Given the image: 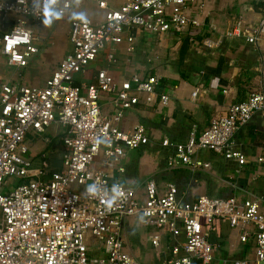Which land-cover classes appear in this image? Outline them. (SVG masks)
<instances>
[{
	"label": "built area",
	"instance_id": "obj_1",
	"mask_svg": "<svg viewBox=\"0 0 264 264\" xmlns=\"http://www.w3.org/2000/svg\"><path fill=\"white\" fill-rule=\"evenodd\" d=\"M71 7L70 0L0 2V14L18 16L12 30L0 35V55L10 66L26 68L39 52L26 17L42 25L45 20L65 17ZM99 7L105 11L103 21L71 22L72 51L43 88L4 84L0 89V264H140L126 251L123 240L124 222L132 216L140 217L141 226L156 230L152 238L156 249L162 245L160 231L168 229L174 238L184 235V241L172 245L161 264L213 263L215 247L204 222L210 225L215 219L241 228L243 242L248 227L253 226L257 264H264V213L258 202L236 196H201L187 202L178 198L175 185L169 184L163 194L154 180L146 183L140 199L136 190L111 178L113 170L124 172L120 163L126 151L150 141L144 125L123 131L117 123L142 97L147 104L155 101L157 76L134 74L117 82L103 69L93 83L75 82L102 53L109 65L118 62V47L124 43L127 53H133L135 29L153 35L191 34L201 29L205 23L193 12L205 13L204 0H125L119 8L100 1ZM248 32L239 21L228 36L257 43L264 36V19L251 35ZM194 36L189 40L194 41ZM204 42L209 47L214 44L208 38ZM103 95L113 96L115 113L111 116L102 111ZM159 99L167 105L170 97L162 93ZM257 113L264 115V93H251L244 102L231 105L226 116L215 119L199 135L193 132L185 143L164 141L163 146L174 149L168 166L200 169L203 164L194 161L199 150L244 164L246 156L237 150L235 136ZM53 125L64 130L63 169L58 172L49 171L48 161L35 168L26 144L30 131L44 133ZM100 156L105 168L96 170L93 165ZM259 162H264V150ZM13 177L21 183L11 190L8 179ZM90 185H95L94 193L88 192ZM89 237L101 243L103 256H95L87 245Z\"/></svg>",
	"mask_w": 264,
	"mask_h": 264
},
{
	"label": "crops",
	"instance_id": "obj_2",
	"mask_svg": "<svg viewBox=\"0 0 264 264\" xmlns=\"http://www.w3.org/2000/svg\"><path fill=\"white\" fill-rule=\"evenodd\" d=\"M70 1L71 9L59 20H50V23L45 20L40 25L32 18L26 19L39 52L24 69L10 66L7 58L0 55L4 58L2 65L5 69L0 68V89L4 84L43 88L72 51L71 22L84 18L103 21L105 11L99 7L100 1L119 8L125 0ZM204 4L205 13L199 14L196 9L193 12L205 23L204 27L191 33L195 35L194 41L189 40V32L153 35L135 29L132 32L135 38L133 53H127V43L120 45L118 62L112 65L102 53L84 73L77 75L75 82L78 85L93 83L97 72L103 69L117 82L134 74L159 78L155 101L147 104L142 97V102L126 111L117 123L123 131H132L138 125L147 129L149 143L140 149L126 151L120 163L123 173L118 170L110 172L113 180L136 190L140 199L144 198L146 183L154 180L163 194L169 184L175 185L178 198L187 202L196 201L201 196H236L240 200L258 202L264 213V162H259L264 150V115L261 113L255 114L235 136L237 150L246 156L244 164L237 159L199 150L194 161L203 164L200 169L168 166L174 149L163 146L164 141L185 143L193 132L199 135L215 119L226 116L231 105L244 102L251 93H264V36L254 44L246 37L228 36V30L239 21L247 26L251 35L264 19V0H204ZM14 15L0 14V35L12 30L18 19ZM207 38L215 45L209 47L204 42ZM162 93L170 97L167 105L160 104L159 95ZM112 100V95L102 97V111L107 116L115 113ZM63 132L62 127L53 125L44 133L30 131L27 134L29 157L35 168L48 161L49 171L63 169ZM103 163L104 158L100 156L93 168L103 169ZM204 223L211 232L210 241L215 247V261L211 264H234L235 261L257 264L256 229L253 226L248 227L247 240L243 242L244 231L232 228L225 220L215 219L210 225L207 221ZM155 232L141 226L139 216L129 217L124 222L125 249L140 264L163 263L172 245L184 241L183 234L174 238L168 229H164L158 232L162 245L156 249L152 245Z\"/></svg>",
	"mask_w": 264,
	"mask_h": 264
},
{
	"label": "rangeland",
	"instance_id": "obj_3",
	"mask_svg": "<svg viewBox=\"0 0 264 264\" xmlns=\"http://www.w3.org/2000/svg\"><path fill=\"white\" fill-rule=\"evenodd\" d=\"M15 16V15H14ZM26 19L28 20H32L31 17H26ZM96 20V19H95ZM98 21V20H97ZM98 22H101L100 19ZM4 60L3 57H0V68L1 69H4L3 65H2V61ZM5 70V69H4ZM4 76V75H3ZM8 182L9 184H12V189L11 190H14L18 184L21 183L20 180H18V178H10L8 179ZM87 245L90 247V248H93V251L94 253H97L98 255H95L97 257L99 256H103L105 254L104 252V248L101 246V243H99V241L97 239H92V238H88V241H87Z\"/></svg>",
	"mask_w": 264,
	"mask_h": 264
},
{
	"label": "clouds",
	"instance_id": "obj_4",
	"mask_svg": "<svg viewBox=\"0 0 264 264\" xmlns=\"http://www.w3.org/2000/svg\"><path fill=\"white\" fill-rule=\"evenodd\" d=\"M51 21L50 20H46L45 23H50ZM88 192L89 193H94L95 192V185H90L88 187Z\"/></svg>",
	"mask_w": 264,
	"mask_h": 264
}]
</instances>
